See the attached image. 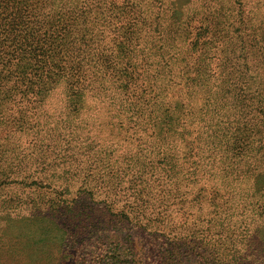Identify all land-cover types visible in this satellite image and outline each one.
I'll return each mask as SVG.
<instances>
[{
    "label": "trees",
    "instance_id": "16d2710c",
    "mask_svg": "<svg viewBox=\"0 0 264 264\" xmlns=\"http://www.w3.org/2000/svg\"><path fill=\"white\" fill-rule=\"evenodd\" d=\"M251 1L0 0V188L54 193L2 203L1 259L63 262L91 241L83 264H264ZM89 105L120 142L75 121Z\"/></svg>",
    "mask_w": 264,
    "mask_h": 264
},
{
    "label": "rangeland",
    "instance_id": "374dc122",
    "mask_svg": "<svg viewBox=\"0 0 264 264\" xmlns=\"http://www.w3.org/2000/svg\"><path fill=\"white\" fill-rule=\"evenodd\" d=\"M248 9H253V11L258 15V18H261V16L264 14V0H252L248 6ZM59 92L55 95L54 99L52 100V106H59L60 102L58 101ZM63 112L65 113L63 118L68 119V113H66L65 107L63 104L60 105ZM112 114H110L106 109H96L95 107L89 105L88 107H85V109L82 110L81 114L75 121H82L83 124L91 123L92 125L88 126L89 136H94L96 138H103L106 141L111 140L113 137L111 136L110 130H115L116 124L115 120L111 117ZM113 125V126H112ZM114 127V128H113ZM121 138L112 139V142H120ZM73 195L69 196L72 197ZM14 199L16 201L17 199L25 201V199L34 198L36 200H41V205H43L47 200H54V193H52L50 190H44V189H34L30 190V188L22 187V186H16L12 184L11 186H4L2 189L0 188V232L1 227L4 222V218L6 214L11 212L13 210L12 207L9 208H3L2 203L7 202L8 199ZM45 207H42L43 211H47V208L49 207L48 204H45ZM24 212V211H21ZM124 234V233H122ZM93 242L87 245V242H82L81 245L78 243L77 245H71L74 246L71 250L72 252L75 251V249H78L77 256L75 258L70 259L69 257H65L64 261L62 262L61 259L59 260L58 253H56L57 250L53 248L52 250L54 252L53 259H47L44 264H83L81 259H89L85 255V251H92L93 250ZM69 246V245H68ZM138 247V246H137ZM139 248V247H138ZM19 246H13L11 251H18ZM4 249L0 246V254L2 253ZM143 250V249H142ZM60 251V250H59ZM16 253V252H15ZM90 256V254H89ZM146 263L145 264H153V261H151V257L144 256ZM29 263V262H28ZM33 263V262H32ZM0 264H7V261L0 258ZM25 264V263H24ZM27 264V263H26ZM33 264H38L37 262H34ZM84 264H90V262H86ZM186 264H199L195 261L191 263ZM260 264V263H258Z\"/></svg>",
    "mask_w": 264,
    "mask_h": 264
}]
</instances>
